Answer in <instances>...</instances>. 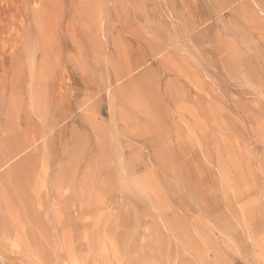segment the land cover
Returning <instances> with one entry per match:
<instances>
[{
	"label": "rangeland",
	"instance_id": "1",
	"mask_svg": "<svg viewBox=\"0 0 264 264\" xmlns=\"http://www.w3.org/2000/svg\"><path fill=\"white\" fill-rule=\"evenodd\" d=\"M0 150V264H264V0H0Z\"/></svg>",
	"mask_w": 264,
	"mask_h": 264
},
{
	"label": "bare ground",
	"instance_id": "2",
	"mask_svg": "<svg viewBox=\"0 0 264 264\" xmlns=\"http://www.w3.org/2000/svg\"><path fill=\"white\" fill-rule=\"evenodd\" d=\"M6 157H4V158L2 157V158L6 160ZM5 160H3V161H5ZM17 177L18 176H4L3 178H4L5 182H3L2 185H0V187H1L0 194L5 195V198H3V199H4V201H8V203L13 202L16 198L19 197L20 194H22L24 191L30 189V187H31L28 180L24 181V179H23L22 181H19L22 177H20L19 180ZM1 202H2V198H0V204H1ZM18 208H19V206H18ZM15 211H18V210L16 209ZM15 211H14V213H16ZM11 212H13V211H11ZM9 213H10V211H9ZM36 213L37 212H35V208L32 204L31 208L29 207L28 210H25L23 212H19L18 218H16L15 216H13L10 213L11 214L10 217L9 218L5 217V219H4V215L2 213V209L0 206V233H1V235H2V233L3 234L6 233L7 236L12 235V233H13V234H16L17 236H20V237L24 238L25 240L29 241L28 243L29 244L32 243V246L34 249L32 247H30L31 252L30 253L27 252V253L30 254L31 256H34V257H37V255H38L41 258L44 254H45L44 256H46V254L51 255V253L48 250H46V247H45L46 246L45 242H47L49 244L51 243L49 241L51 239L50 238L51 235L49 233V231H50L49 227L50 226L48 224L49 215H47V213L44 212V217L41 220V219L37 218ZM46 220H47V223L45 222ZM50 220H53V218H51ZM61 230H63V229H61ZM66 231H65V234L68 233V232L66 233ZM63 234H64V232H63ZM19 246H21V244ZM52 248H54V247H52ZM46 259H48V258H46Z\"/></svg>",
	"mask_w": 264,
	"mask_h": 264
}]
</instances>
